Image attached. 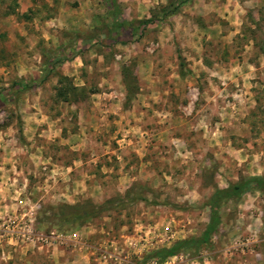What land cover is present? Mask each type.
<instances>
[{
  "label": "rangeland",
  "instance_id": "rangeland-1",
  "mask_svg": "<svg viewBox=\"0 0 264 264\" xmlns=\"http://www.w3.org/2000/svg\"><path fill=\"white\" fill-rule=\"evenodd\" d=\"M114 1L126 21L166 4ZM108 10L103 0H0V264H140L201 234L214 189L264 177V0H191L113 44L69 40L109 22ZM44 52L61 61L37 84ZM58 76L80 90L77 102L56 98ZM19 79L35 85L2 91ZM135 194L146 200L81 225L56 221L61 208ZM219 218L208 246L141 264H264L261 196L226 202Z\"/></svg>",
  "mask_w": 264,
  "mask_h": 264
},
{
  "label": "trees",
  "instance_id": "trees-1",
  "mask_svg": "<svg viewBox=\"0 0 264 264\" xmlns=\"http://www.w3.org/2000/svg\"><path fill=\"white\" fill-rule=\"evenodd\" d=\"M108 5V16L110 17L109 22H103L99 28H93L94 33L80 36L77 34H70L68 36L71 42L84 43L86 41L94 40L97 36H103L105 39L110 41V43L115 42V36L119 30H126L130 33L137 31L139 28L160 23L168 16L176 15L182 6L189 3L191 0H166V4L161 7L156 15H151L147 19L126 21L122 18L121 12L118 9L114 0H103ZM42 62V76L38 80L37 84L43 83L47 77L53 73L54 63H59L61 57H54L53 62L51 55L48 52L43 53ZM178 75L183 77L186 72H184V64L182 58L178 55ZM58 87L56 88L55 96L56 98L63 100L65 102L75 103L78 101V96L81 94L80 90L73 87L71 83L68 82L63 76H58L57 78ZM122 84L125 89V103H128L130 97L132 96V86L131 81L125 72L122 73ZM35 84L30 81L19 79L15 80L10 84L7 89L2 91H12L13 94H18L26 89L32 88ZM20 135V132H19ZM21 137V136H20ZM22 139V138H21ZM249 192H257L263 200V215H264V177L253 176L241 178L233 184L227 185L224 189H214L210 197L204 202L203 207L208 211L207 223L204 226L201 234L197 238H188L185 240H179L173 242L169 247H163L155 249L146 253L140 262L144 263L148 260H156L158 263L164 262L166 259L176 256L179 253H190L196 252L201 247H206L209 245L210 236L217 231L218 225L220 224L219 209L222 205L229 201H237L244 194ZM145 201L146 199L139 194L135 196H127L117 203L104 204L101 206L85 205L81 208L65 207L57 211L56 221L59 226H75L81 225L88 218L97 216L101 212L112 210L115 207H121L125 201ZM65 209V210H64Z\"/></svg>",
  "mask_w": 264,
  "mask_h": 264
},
{
  "label": "built area",
  "instance_id": "built-area-1",
  "mask_svg": "<svg viewBox=\"0 0 264 264\" xmlns=\"http://www.w3.org/2000/svg\"><path fill=\"white\" fill-rule=\"evenodd\" d=\"M139 240H140V241H144V240L141 239V238H139ZM100 257H101V259H102L103 261H105V260L111 258L110 254H108V253H104V252L102 253V255H101Z\"/></svg>",
  "mask_w": 264,
  "mask_h": 264
}]
</instances>
